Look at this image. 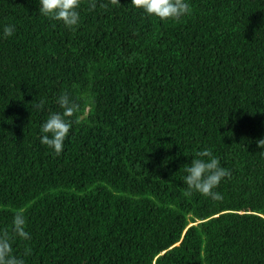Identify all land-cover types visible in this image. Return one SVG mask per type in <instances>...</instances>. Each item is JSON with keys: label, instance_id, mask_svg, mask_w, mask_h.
<instances>
[{"label": "trees", "instance_id": "1", "mask_svg": "<svg viewBox=\"0 0 264 264\" xmlns=\"http://www.w3.org/2000/svg\"><path fill=\"white\" fill-rule=\"evenodd\" d=\"M189 4L162 22L83 0L69 30L0 0V231L24 213L25 264H264V0ZM63 92L81 110L56 156L39 127ZM205 147L220 201L184 194Z\"/></svg>", "mask_w": 264, "mask_h": 264}, {"label": "clouds", "instance_id": "2", "mask_svg": "<svg viewBox=\"0 0 264 264\" xmlns=\"http://www.w3.org/2000/svg\"><path fill=\"white\" fill-rule=\"evenodd\" d=\"M83 0H38V13L50 21L63 24L69 30L80 23V9ZM131 9L141 12L144 16L155 17L160 21H179L191 13L189 0H129ZM120 0H87L89 10L108 9L119 6ZM15 26L5 24L0 30V39L11 37ZM59 111L51 112L40 124L39 141L56 156L62 153L64 141L74 122L73 118L81 110L80 104L68 93L63 92L56 97ZM41 101L38 108L43 107ZM257 146L264 156V139L257 141ZM192 160L183 169L181 180L185 186V195L199 194L212 201L222 200L217 188L221 181L229 175L221 166L218 157L213 155L211 149L205 147L197 150ZM26 217L22 211L13 215L11 229L0 231V264H25V260L13 254L12 243L17 238L29 240L30 234L26 230Z\"/></svg>", "mask_w": 264, "mask_h": 264}]
</instances>
